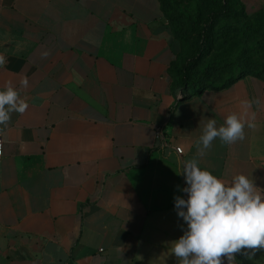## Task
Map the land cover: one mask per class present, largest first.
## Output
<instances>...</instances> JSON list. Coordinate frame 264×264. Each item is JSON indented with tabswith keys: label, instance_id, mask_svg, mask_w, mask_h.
<instances>
[{
	"label": "crops",
	"instance_id": "1",
	"mask_svg": "<svg viewBox=\"0 0 264 264\" xmlns=\"http://www.w3.org/2000/svg\"><path fill=\"white\" fill-rule=\"evenodd\" d=\"M0 55V89L11 81L29 105L0 125V264H178L174 198L187 199L194 157L264 189V78L192 95L159 0H0ZM246 100L245 139L198 156L208 119L219 127ZM158 127L170 149H156Z\"/></svg>",
	"mask_w": 264,
	"mask_h": 264
},
{
	"label": "clouds",
	"instance_id": "2",
	"mask_svg": "<svg viewBox=\"0 0 264 264\" xmlns=\"http://www.w3.org/2000/svg\"><path fill=\"white\" fill-rule=\"evenodd\" d=\"M41 55L45 58L49 53ZM4 64L5 57L0 55V67ZM20 87H28L27 78L20 81ZM251 104L243 101V112L228 114L219 127L215 119H208L196 140L197 155H206L217 138L228 145L244 140L245 127H255V114L248 112ZM28 107L13 83L6 82L0 89V125L6 126L13 112L23 114ZM181 174L187 199L176 196L174 204L187 229L173 241L178 264H235L237 255L251 259L264 250V189L253 178L240 173L231 181L222 180L202 169L195 157L184 163Z\"/></svg>",
	"mask_w": 264,
	"mask_h": 264
},
{
	"label": "rangeland",
	"instance_id": "3",
	"mask_svg": "<svg viewBox=\"0 0 264 264\" xmlns=\"http://www.w3.org/2000/svg\"><path fill=\"white\" fill-rule=\"evenodd\" d=\"M196 13L197 9L194 8V15ZM180 23L187 34L182 43L191 57L196 49L197 30L185 18L181 19ZM229 30L232 35L240 37V47L232 52V69L242 66L245 71L262 72L264 76V0H234L233 19L222 24L221 31L219 27L214 30L211 50L202 55L189 70V74L197 80V88L204 85L219 87L226 81L228 68H225V63H220V60L227 49L223 46L221 38L229 33ZM238 74H233V77ZM238 259L241 264H264V250L258 251L251 259L242 255H238Z\"/></svg>",
	"mask_w": 264,
	"mask_h": 264
},
{
	"label": "trees",
	"instance_id": "4",
	"mask_svg": "<svg viewBox=\"0 0 264 264\" xmlns=\"http://www.w3.org/2000/svg\"><path fill=\"white\" fill-rule=\"evenodd\" d=\"M165 17L167 18L174 34L181 41L184 42V36L186 32L180 23L181 19L185 18L187 22L192 24V27L197 30L196 34V49L194 54L184 62L181 73L179 74V82L182 87H188L189 85H195L197 80L189 74V70L195 65V62L199 58L208 53L211 50V43L214 40L213 33L219 27L222 30V24L233 19V6L234 0H159ZM197 9L196 15H194V8ZM204 17V18H203ZM201 29L199 30V26ZM232 30V29H231ZM229 30L227 34H224L223 46H226L227 51L223 55L221 62H224L227 69L228 77L226 81L219 87H225L232 84L234 81L243 78L247 75L254 77L264 78L262 72H248L242 69V66L233 68V63L230 62L233 57V49L240 47V37L232 35ZM187 37V36H186ZM227 63V64H226ZM259 65V63H258ZM239 72V74H238ZM238 74L233 77V74ZM207 77V75H205ZM214 88L213 85H204L200 88H196L192 91V95L198 94L200 91Z\"/></svg>",
	"mask_w": 264,
	"mask_h": 264
},
{
	"label": "built area",
	"instance_id": "5",
	"mask_svg": "<svg viewBox=\"0 0 264 264\" xmlns=\"http://www.w3.org/2000/svg\"><path fill=\"white\" fill-rule=\"evenodd\" d=\"M155 138L157 140L156 149L158 151L171 148L170 143H169V139L167 138L163 128L158 127V128L155 129ZM2 150H3V140L0 137V157L2 155ZM173 151L177 155H181L182 154V150L179 147H174Z\"/></svg>",
	"mask_w": 264,
	"mask_h": 264
}]
</instances>
